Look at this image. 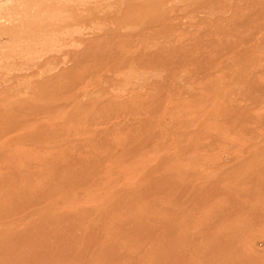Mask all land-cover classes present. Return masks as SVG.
I'll return each mask as SVG.
<instances>
[{"label":"rangeland","instance_id":"obj_1","mask_svg":"<svg viewBox=\"0 0 264 264\" xmlns=\"http://www.w3.org/2000/svg\"><path fill=\"white\" fill-rule=\"evenodd\" d=\"M1 1L0 18L6 8L10 7L14 18L8 19L9 21L3 18V23L0 20V32L3 33L0 48V82L3 84L4 79L7 84L0 85V92L8 90V86L13 89V83L20 82V102L32 103L29 107L35 103L30 100L32 91L27 89L31 90L30 88L46 79H56L57 69L63 68V71L71 63L85 60L84 46L96 34L112 33L119 25L123 26L119 27L118 36L111 34L107 39L97 38L98 42L90 49H97L96 53L100 52V55L96 56L99 58L98 62L103 61L100 66L86 68L87 73H83V77L76 81L77 86L67 87L68 90L62 88L64 92L55 89L52 105L54 112L52 111L51 117L55 119L51 120V125L49 123L47 128L51 134L45 139L42 136L44 134H41V139L39 138L44 140L39 141L41 143L49 139L48 147L42 144V148H38L37 143H33L34 146L17 151L6 147V143L3 144V158H0V162L3 159V164L0 163V166H3V203H7L3 204L0 218L2 222L8 223H5L7 226L0 225V264H100L103 260L106 264H195L198 259L203 261L202 264H216L214 260L220 259L223 252L211 251L207 239L213 238V231L206 230L199 234L196 232L193 226L195 220L189 221V215L182 212L186 205H181L179 190L180 185L188 179L183 177L184 174L187 173L188 176L192 170L203 172L207 169L210 173L208 176L213 175L212 171L216 170L221 175L222 169H235L249 157L254 159L256 155H263L264 158V1L250 0L253 5H249L248 0H175L179 1L176 6L177 12L180 11L167 18L173 23H168L167 26L165 21V32L159 27L154 28V32L128 26L134 24L139 15L130 10L136 8V4H140L142 0ZM168 1L164 5V12L170 7ZM170 4L169 9H172L173 3ZM198 4L209 7L201 9ZM91 7L95 12L91 11ZM241 7L244 9H240ZM33 11L38 12V17ZM92 12L98 19L94 15L91 16L93 19L90 18L89 14ZM55 13L67 16L62 20V23H68L63 32L57 33L54 31L56 27L50 25L49 18L57 16ZM23 14H26L24 18ZM39 17L40 27L37 26ZM83 18L87 19L84 21ZM29 21L34 24L36 31H39L36 34L42 37L46 46L39 44L36 36L31 39V36L17 39L18 34L24 36L25 32L32 29L24 28ZM59 21L57 20V24ZM176 24H180L176 32L169 29ZM7 28L8 33L5 32ZM121 29L124 32H120ZM258 33H261L260 36ZM80 37H83L82 40ZM69 50H74L75 55ZM69 53L73 56H69ZM9 54L14 58L17 67H3L2 58ZM100 56L103 59H100ZM93 59L87 58L86 61L91 65ZM41 62L46 64L45 71L40 69ZM91 68V71L95 70L94 73L90 71ZM38 72L40 74H37ZM33 83L35 85L30 87ZM52 97L48 96V99ZM51 101L46 103L49 105ZM46 103L44 107L43 104L40 106L36 103L31 107L33 111L30 108V113L26 114L27 118L24 120L30 119L29 122L35 125L37 122L39 126H45L47 116H50ZM35 107L46 108L47 116L42 117L39 109L34 110ZM76 111L78 112L75 113ZM36 117L38 120L34 119ZM6 136L0 139V142L11 140L9 135ZM41 151L43 155L41 153L39 156ZM236 153L239 158H236ZM50 155L56 158H51ZM42 156L48 157L49 160ZM58 156L61 157L57 158ZM191 176L190 174L188 177ZM23 177L28 183H23ZM27 177L30 180L26 179ZM193 182L189 181L190 184ZM217 184L219 183L215 182L214 186ZM262 190L264 191V181ZM262 196L256 197L260 201L251 207L254 211L249 213L255 214L248 216L247 225L230 231L236 240L233 248L244 255L249 251L264 252V195ZM256 198L254 197L253 201ZM198 201L199 199L191 202L190 211L196 207L193 204L200 203ZM174 212L179 213L176 215ZM172 214L176 215V220H173ZM183 214L182 219L180 217ZM29 215L33 216L32 219ZM28 221L35 222L33 225L41 222L40 225L43 226L40 229L33 227L28 230L30 235L20 234L26 239L19 237L17 233L29 224ZM185 221L192 223L188 225L190 231L187 234L190 236L180 233ZM162 222L164 223L161 224ZM165 223H173L176 229L173 225L168 227ZM5 234L9 235L10 239L5 237ZM12 236L18 246L11 241ZM202 236L207 238L204 242V238L200 239ZM183 239L195 240L196 246L192 243L189 251L180 248L179 258L177 241ZM5 248L12 250L9 251L13 253L12 257L8 258V254L4 252ZM173 250L176 251V256ZM3 253L11 261L6 263L8 259ZM256 255L258 254L254 256ZM261 257H264V254Z\"/></svg>","mask_w":264,"mask_h":264},{"label":"bare ground","instance_id":"obj_2","mask_svg":"<svg viewBox=\"0 0 264 264\" xmlns=\"http://www.w3.org/2000/svg\"><path fill=\"white\" fill-rule=\"evenodd\" d=\"M1 1V0H0ZM31 1V0H30ZM41 1H43V0H41ZM65 1V0H64ZM72 1V0H71ZM90 1V0H89ZM106 1V0H105ZM136 1V0H135ZM167 1L168 0H142V2L140 3V4H136V8H134V9H132V10H130L133 14H135L136 15V13H139V15L137 16V19H136V21H135V23L134 24H130V25H128V26H130V27H132V28H139L140 30H141V28H143V29H149V30H152V31H154V28L155 29H157L158 27L159 28H161V29H163L164 30V32H165V21L167 22V26H169L168 25V23L170 24V25H172V21L170 20V19H167L169 16H171V14H173V13H177L178 14V12L180 11H178L177 12V6L176 5H178V3H179V1H172V0H170V2L171 3H173L172 4V9H169L170 7H171V4H170V2H169V5H170V7H167V9L165 10V12L163 11L164 9H165V6L164 5H166L167 4ZM181 1V0H180ZM197 1H199V0H197ZM246 1V0H245ZM244 1V2H245ZM248 1H250V0H248ZM264 1V0H263ZM2 2V1H1ZM4 2V1H3ZM21 2V1H20ZM27 2H29V1H27ZM27 2H26V4H27ZM35 2V1H34ZM226 2V1H225ZM224 2V3H225ZM231 2H233V1H231ZM247 2V1H246ZM252 2H254V1H252ZM257 2H260V1H258L257 0ZM37 3V2H36ZM66 3V2H65ZM120 3V2H119ZM240 3V2H239ZM238 3V4H239ZM249 3V2H248ZM14 4V3H13ZM45 4H47V2H45ZM123 4V3H122ZM130 4V3H129ZM230 5L232 4V3H229ZM242 4V3H241ZM250 4H252L251 3V1H250V3H249V5ZM17 5H19V4H17ZM23 5V4H22ZM30 5H33V4H30ZM49 5V4H48ZM84 5V4H83ZM128 5V4H127ZM199 5V4H198ZM240 5V4H239ZM247 4H245V6H246ZM253 5V4H252ZM0 6H1V4H0ZM21 6V5H20ZM38 6V5H37ZM93 6V5H92ZM234 6V4H232V7ZM241 6V5H240ZM19 7V6H18ZM42 7V6H41ZM67 7V6H66ZM89 7V6H88ZM199 7L201 8V9H207L208 7H209V5L208 6H205V5H199ZM11 8L12 7H10V9H8V8H6L7 10L6 11H4V13H3V15H2V18H0V20L1 19H3V18H5L6 19V21L8 20V19H12V18H14V12L12 11L11 12ZM20 8V7H19ZM19 8H17V10L19 9ZM22 8V7H21ZM47 8H49V7H47ZM52 9V11H53V7H51ZM90 8V7H89ZM227 8H231V7H227ZM237 8V7H236ZM14 9V8H13ZM15 9H16V7H15ZM33 9H34V7H33ZM50 9V8H49ZM55 9V8H54ZM62 9V8H61ZM72 9V8H71ZM93 9H95L96 10V8H93ZM240 9H244V8H240ZM239 8H238V10H240ZM32 10V9H31ZM30 10V11H31ZM35 10V9H34ZM58 9H56V11H57ZM64 10V9H63ZM73 10V9H72ZM78 10V9H77ZM197 10V9H196ZM21 11V10H20ZM26 11V10H25ZM24 11V12H25ZM59 11V10H58ZM62 11V10H61ZM91 11H93L92 10V7H91ZM107 11V10H106ZM209 11H211L210 9H209ZM218 11V10H217ZM33 12H35V11H33ZM93 12H95V11H93ZM91 13V14H89V16H90V18H91V16H95L96 18L98 17L97 15H95L94 13ZM188 12V11H187ZM190 12V11H189ZM221 12V11H220ZM36 13V12H35ZM42 13V12H41ZM40 13V14H41ZM82 13V12H81ZM81 13H80V15H81ZM84 13H86V12H84ZM84 13L82 14V15H84ZM193 13V12H192ZM195 13V12H194ZM212 13V12H211ZM22 14V13H21ZM32 14H34V13H32ZM43 14V13H42ZM47 15L49 14V13H46ZM56 14V13H55ZM60 14V13H59ZM57 15V16H59V17H57V16H54V18L53 19H51V18H49V20H50V25L51 26H54V27H56L55 28V30L54 31H57V33L58 32H63L62 30H63V28H65V27H68V23L66 22V23H62V20L64 19V18H67V16L66 15ZM65 14H67V13H65ZM73 14V13H72ZM71 14V15H72ZM97 14V13H96ZM108 14V13H107ZM241 14V13H240ZM52 15V14H51ZM50 15V16H51ZM100 15H102V14H100ZM106 15V14H105ZM181 15V14H180ZM179 15V16H180ZM183 15V14H182ZM242 15V14H241ZM244 15H246V14H244ZM17 16V15H16ZM26 16V14H23V17L22 18H24ZM36 16L38 17V12L36 13ZM79 16V15H78ZM77 16V17H78ZM103 16V15H102ZM176 16V15H175ZM40 17H41V15H40ZM39 17V25H37V26H39L40 27V21H41V18ZM72 17H74V15L72 16ZM87 17H88V15H87ZM181 17V16H180ZM208 17V16H207ZM75 18H76V16H75ZM112 18H113V15H112ZM171 18V17H170ZM257 18V17H256ZM15 19H16V17H15ZM48 19V18H47ZM46 19V20H47ZM69 19V18H68ZM84 19V18H83ZM83 19H82V21H83ZM85 19H87V18H85ZM85 19H84V21H85ZM89 19V18H88ZM91 19H93V18H91ZM98 19V18H97ZM107 19V18H106ZM125 19V18H124ZM123 19V20H124ZM186 19V18H185ZM190 19V18H189ZM4 20V19H3ZM18 20V19H17ZM17 20H15V22L17 21ZM57 20H60L59 21V24H57L58 22H57ZM76 20V19H75ZM111 20H113V19H111ZM120 20V19H119ZM122 20V19H121ZM122 20V21H123ZM176 20H178L179 21V19H177L176 18ZM187 20V19H186ZM9 21V20H8ZM13 21H14V19H13ZM12 21V22H13ZM28 21V20H27ZM83 21V22H84ZM92 21H94V20H92ZM92 21H90L91 23H92ZM97 20L95 19V22H96ZM228 21V20H227ZM1 22L3 23V21L1 20ZM46 22V21H45ZM77 22V21H76ZM105 22H107V20L105 21ZM112 22V21H111ZM180 22H182V21H180ZM189 22V21H188ZM191 22H192V20H191ZM212 22V21H211ZM214 22V21H213ZM1 23V24H2ZM14 23V22H13ZM18 23V22H17ZM23 23V22H22ZM49 23V22H48ZM80 23V22H79ZM86 23V22H85ZM99 23V22H98ZM76 24V23H75ZM101 24V23H100ZM108 24V23H107ZM111 24V23H110ZM129 24V23H128ZM175 24V23H174ZM183 24V23H182ZM15 25V24H14ZM13 25V26H14ZM31 27H30V26ZM50 25H49V28H50ZM62 25V26H61ZM77 25V24H76ZM85 25V24H84ZM87 25H90V24H87ZM106 25V24H105ZM180 25V24H179ZM178 24H176V25H174L173 26V28H170L169 27V29L171 30H174L175 32L177 31V28H178V26H179ZM195 25V24H194ZM251 25V24H250ZM1 26V25H0ZM3 26V25H2ZM6 26V25H5ZM12 26V25H11ZM72 26H74V24L72 25ZM104 26V25H103ZM120 26H123V25H119V27ZM241 26V25H240ZM245 26V25H244ZM253 26H255V25H253ZM47 27V26H46ZM45 27V28H46ZM76 27V26H75ZM84 27V26H83ZM85 27H88V26H85ZM101 27V26H100ZM119 27H117L112 33H108V34H99V32H98V34L99 35H97L96 33V35L95 36H93L91 39H90V41H88L86 44H85V46H84V53H86L85 54V56H86V59L85 60H82V61H78V62H73V63H71V65L69 66V67H67V69H65L64 68V70L63 71H61V70H59V69H57V71H56V73H55V77H57L56 79H53L52 77V79H46V80H44V81H42V80H40V81H42V82H40V83H38V84H34L33 83V85L31 84V86L30 87H32V86H34V87H32V88H30L31 90H28L27 89V91H32L31 92V98L32 99H30L31 101L33 100L34 102L33 103H38L39 105L41 104H43V106L42 107H44L45 106V104L44 103H46L48 100H52L51 102H50V104L48 105L47 103V105H48V107H47V109L49 108L50 109V116L48 117L47 116V111L48 110H45L46 108H42V109H39V107L41 106H39L38 107V109H36L37 107H35L34 108V110L36 109V110H38V111H40V115L42 116V117H46L47 116V122H46V125L45 126H39V124L36 122V124L37 125H35V124H33L32 122H29V120L28 121H25L24 120V118H27L26 117V114H28V113H30V108L32 107L33 108V106L35 105V104H33V106H31V107H29L28 105L30 104H32V103H27V102H20V99H19V95L22 93L21 91H22V88L19 86V83L18 82H15V83H13V85H12V88L13 89H11V88H8L7 87V89L8 90H2L3 92H0V139H3V137L4 136H6V135H9L10 136V138H11V140H9L8 142H7V140L6 141H1L0 142V158H3V144L4 143H6L5 145H6V147H9V148H13V149H17V151H19V149H20V151H21V149L22 148H27L28 146H29V148H30V146L32 145V146H34L33 145V143H37V146H38V148H42V144H43V146L45 145L46 147H48L49 145H50V140L49 139H46L45 140V142H46V144H45V142L44 143H41V142H43L44 140H39V138H40V136H41V134H44V135H42L43 136V139H45L46 137H49L48 135L49 134H51V132L50 131H48V125H49V123L51 122V120L52 119H55V118H52L51 119V117H52V111H53V102H54V95H55V89L56 88H58V89H61L62 90V88H66L67 90H68V88L67 87H74L75 85H76V81H78L81 77H83L82 76V74L83 73H87V71H86V68L88 69L89 67H91V66H97V65H101V63L103 62H101L100 63V60H99V62H98V57H96V56H99L100 55V52L99 53H96V51L98 52V50L96 49V51L95 50H90L93 46H94V44L95 43H97L98 41H96L97 40V38H99L100 40L101 39H103V38H105V39H107V37L109 36V35H111V34H115V35H117V33L119 32ZM183 27V26H182ZM261 27V26H260ZM3 28V27H2ZM1 28V29H2ZM10 28V27H9ZM22 28V27H21ZM24 28H32V29H34V30H29L28 32H25V34H24V36H22V35H20V34H18V37H17V39H20V38H26V36H31L30 37V39L33 37V38H35V36L36 37H38V40L40 41L39 42V44H41V45H43V46H46L45 44H44V42H43V39H42V37L41 36H38L37 34L39 33V31L37 30L36 31V28H35V26H34V24L33 23H30V21H29V23H27V25H26V27H24ZM44 28V27H43ZM77 28V27H76ZM79 28V27H78ZM115 28V27H114ZM128 28V27H127ZM131 28V29H132ZM175 28V29H174ZM239 28V27H238ZM6 29V28H5ZM14 29V28H13ZM52 29V28H51ZM85 29H87V28H85ZM105 29V28H104ZM240 29V28H239ZM238 29V30H239ZM261 29V28H260ZM17 30V29H16ZM25 30V29H24ZM50 30V29H49ZM82 30V29H81ZM97 30V29H96ZM100 31H102L101 29H99ZM98 30V31H99ZM243 30V29H242ZM262 30V29H261ZM15 31V30H14ZM35 31V32H34ZM179 31H180V27H179ZM244 31V30H243ZM5 32H9V30H8V28H7V30L5 31ZM43 32V31H42ZM46 32H47V30H46ZM84 32V31H83ZM82 32V33H83ZM107 32V31H106ZM120 32H124V31H122V29H121V31ZM128 32V31H127ZM155 32V31H154ZM163 32V33H164ZM10 33H11V31H10ZM37 33V34H36ZM50 33V32H49ZM88 33V32H87ZM141 33H142V31H141ZM259 34V33H258ZM261 34V33H260ZM260 34H259V36H260ZM2 35H3V33H1L0 32V48H1V43H2V41H1V38H3L2 37ZM50 35V34H49ZM49 35H48V37H49ZM56 35V34H55ZM180 35L181 36H183L182 35V33H180ZM186 35V34H185ZM47 36V35H46ZM77 36V35H76ZM112 36H114V35H112ZM118 36V35H117ZM117 36H115V37H117ZM87 38H88V36H86ZM187 37V36H186ZM248 37V36H247ZM261 37H262V35H261ZM8 38H9V36H8ZM12 39H15L14 37H11ZM69 38V37H68ZM72 38V37H71ZM82 38L83 37H80V39L82 40ZM167 38V37H166ZM192 38V37H191ZM5 39H7V38H5ZM37 39V38H36ZM58 39H59V37H58ZM61 39H63V38H61ZM49 40V39H48ZM51 40V39H50ZM56 40V39H55ZM26 41H27V39H26ZM32 41V40H31ZM53 41V40H52ZM52 41H50V42H52ZM67 41H69L68 39H67ZM66 41V42H67ZM169 41V40H168ZM36 42V41H35ZM48 42V41H47ZM71 42V41H70ZM14 43V42H13ZM26 43V42H25ZM38 43V42H37ZM60 43V42H59ZM6 44V43H5ZM9 44H11V42L9 43ZM23 44V43H22ZM32 44V43H31ZM36 44V43H35ZM48 44V43H47ZM61 44V43H60ZM63 44V43H62ZM73 44V43H72ZM7 45V44H6ZM29 45V44H28ZM37 45V44H36ZM56 45V44H55ZM81 45V44H80ZM102 45V44H101ZM10 46V45H9ZM19 46V45H18ZM39 46V45H38ZM63 46V45H62ZM81 46H83V45H81ZM4 47V46H3ZM26 47H27V45H26ZM64 48V47H63ZM66 48V47H65ZM97 48V47H96ZM4 49V48H3ZM48 49V48H47ZM56 49H57V47H56ZM73 49V48H72ZM159 49V48H158ZM149 50H151L150 48H149ZM10 51H12L13 52V50H10ZM9 51V52H10ZM26 51V50H25ZM24 51V52H25ZM69 51H72V50H69ZM74 51V50H73ZM73 51H72V54H74L73 53ZM90 51H95V52H90ZM106 51V50H105ZM23 52V51H22ZM45 53H47L46 52V50L44 51ZM88 52H90V53H88ZM4 53H6V52H4ZM14 53H16V52H14ZM27 53V52H26ZM32 53V52H31ZM31 53L29 54L30 56H31ZM35 53H37V51H35ZM64 53V52H63ZM67 53H68V51H67ZM7 54H8V52H7ZM24 54V53H23ZM41 54H42V52H41ZM70 54V53H69ZM16 55V54H15ZM19 55V54H18ZM26 55V54H25ZM34 55V54H33ZM37 55V54H36ZM47 55V54H46ZM75 55V54H74ZM14 56V55H13ZM51 56V55H50ZM55 56V55H54ZM58 56V55H57ZM69 56H73V55H69ZM28 57V56H27ZM39 57V56H38ZM46 57V56H45ZM76 57V56H75ZM31 58V57H30ZM29 58V59H30ZM35 58V57H34ZM34 58H32V59H34ZM44 58V57H43ZM80 58V57H79ZM82 58V57H81ZM87 58H94L92 61H91V65H89V63L86 61L87 60ZM18 59V58H17ZM20 60L22 59V58H19ZM26 59V58H25ZM36 59V58H35ZM47 59V58H46ZM46 59H44V61H46ZM52 58H50V60H51ZM54 59V58H53ZM52 59V60H53ZM57 58H55V60H56ZM68 59V58H67ZM76 59V58H75ZM100 59H103V58H101V56H100ZM91 59H89V61H90ZM36 61V60H35ZM105 61V60H104ZM16 62V61H15ZM20 62V61H19ZM23 62V61H22ZM58 62V61H57ZM42 63V62H41ZM54 63V62H53ZM52 63V64H53ZM108 63V62H107ZM20 64V63H19ZM27 64V63H26ZM31 64V63H30ZM38 64V63H37ZM1 65V64H0ZM2 65H3V67L4 68H8V67H12V66H16V64H14V58L12 57V56H10V54L9 55H5V56H3V58H2ZM22 65V64H21ZM20 65V66H21ZM45 63H42V64H40L39 66H40V69H45ZM50 65H51V63H50ZM56 65V64H55ZM54 65V66H55ZM104 65V64H103ZM108 65V64H107ZM33 66H34V64H33ZM105 66V65H104ZM17 67V66H16ZM24 67V66H23ZM22 67V68H23ZM35 67V66H34ZM110 67L111 68H113L111 65H110ZM110 67H109V69H110ZM25 68H26V66H25ZM24 68V69H25ZM30 68V67H29ZM29 68H27V69H29ZM38 68V67H37ZM99 69H100V67H98ZM97 68V69H98ZM102 68V67H101ZM17 69V68H16ZM31 69V68H30ZM39 69V68H38ZM55 69V68H54ZM93 68H91L90 69V71L92 70ZM42 70V71H43ZM53 70V69H52ZM21 71V70H20ZM31 71V70H30ZM29 71V72H30ZM34 71V70H33ZM45 71V70H44ZM94 71L95 70H93V71H91V72H93L94 73ZM9 72V71H8ZM32 72V71H31ZM36 72V71H35ZM52 72V71H51ZM23 73H25V72H23ZM23 73H21V74H23ZM26 73H28V72H26ZM34 73V72H33ZM44 72H42V74H43ZM18 74V73H17ZM29 75H30V73H28ZM37 74H40V72H38ZM46 74V73H45ZM44 74V75H45ZM95 74H96V72H95ZM26 75V74H25ZM28 75V76H29ZM33 75V74H32ZM43 75V76H44ZM23 76V75H22ZM42 76V77H43ZM49 76H51L50 74H49ZM48 76V77H49ZM95 76V75H94ZM97 76V75H96ZM7 77V76H6ZM31 77V76H30ZM47 77V78H48ZM54 77V76H53ZM23 78V77H22ZM34 78V77H33ZM37 78V77H36ZM1 79V78H0ZM6 79H8V78H6ZM19 79V78H18ZM23 79H25V78H23ZM32 79V78H31ZM10 80V79H9ZM33 80V79H32ZM18 81V80H17ZM37 81V80H36ZM90 81V83H91V80H89ZM29 82V81H28ZM32 82V81H31ZM22 83V82H21ZM3 84H5V85H7L5 82H4V79H3ZM3 84H1V82H0V85L2 86ZM89 84V83H88ZM85 85H86V83H85ZM63 86V87H62ZM77 86V85H76ZM80 86V85H79ZM23 87V86H22ZM2 89V88H1ZM4 89V88H3ZM72 90V89H71ZM70 90V91H71ZM80 90V89H79ZM63 91V90H62ZM69 91V93H72V92H70ZM64 92V91H63ZM62 92V93H63ZM58 93H59V91H58ZM75 94V93H74ZM74 94H71V95H74ZM63 95V94H62ZM69 95V94H68ZM76 95V94H75ZM83 95V94H82ZM48 96H53L52 98H50V99H48ZM61 96V95H60ZM69 97H70V95H69ZM77 97V96H76ZM29 98V97H28ZM63 98V97H62ZM74 98V97H73ZM25 100H27V98H25ZM75 100V99H74ZM111 101V100H110ZM30 102V101H29ZM64 102V101H63ZM68 105V104H67ZM80 106V105H79ZM72 107H74V106H72ZM71 107V108H72ZM77 107V106H76ZM81 107V106H80ZM31 108V109H32ZM71 108H69V110H71ZM59 109V108H58ZM74 109V108H73ZM81 109H83V108H81ZM76 110V109H75ZM32 111H33V109H32ZM64 111V110H63ZM54 112V111H53ZM61 112V111H60ZM65 112V111H64ZM64 112H62V113H64ZM72 112H73V110H72ZM78 111H76L75 113H77ZM36 113V112H35ZM34 113V114H35ZM38 113V112H37ZM66 113V112H65ZM61 114V113H60ZM198 114V113H197ZM30 116V115H29ZM28 116V117H29ZM33 116V115H32ZM38 116V115H37ZM73 116H74V113H73ZM72 116V117H73ZM79 116V115H78ZM58 117H60V116H58ZM64 117V116H63ZM69 117H71V116H69ZM30 118V117H29ZM62 118V117H61ZM65 118V117H64ZM68 118V117H67ZM67 118H65V119H67ZM74 118V117H73ZM72 118V119H73ZM34 119H37V117L36 118H34ZM38 120V119H37ZM64 120V119H63ZM69 120V119H68ZM67 120V121H68ZM45 121V120H44ZM59 121H61V120H59ZM66 121V122H67ZM35 122V121H34ZM65 123V122H64ZM69 123H70V121H69ZM2 124H4V125H6V126H1ZM59 124V123H58ZM65 124H67V123H65ZM209 124V123H208ZM243 124V123H242ZM50 125H51V123H50ZM63 125V124H62ZM56 126V125H55ZM57 127V126H56ZM59 127V126H58ZM206 128V127H205ZM54 130H56V129H54ZM59 130V129H58ZM242 130V129H241ZM205 131V130H204ZM46 133V134H45ZM8 136H6V138H7ZM202 137V136H201ZM9 138V137H8ZM54 138V137H53ZM41 139V138H40ZM53 140H55V139H53ZM39 141H41V142H39ZM196 141V140H195ZM17 144H20V146H18ZM51 144L53 145V143L51 142ZM192 144V143H191ZM196 144V143H195ZM212 144V143H211ZM48 145V146H47ZM55 146V145H54ZM36 147V146H35ZM45 147V148H46ZM44 148V149H45ZM208 148V147H207ZM125 149V148H124ZM127 149V148H126ZM40 150V149H39ZM209 150V149H208ZM255 150V149H254ZM262 150H263V148H262ZM23 151V150H22ZM43 151V150H42ZM42 151L40 152V154H39V156L41 155V153H42ZM54 151V154H55V151H56V149L55 150H53ZM195 151V150H194ZM31 152V151H30ZM49 153V152H48ZM45 154V153H44ZM50 154V153H49ZM48 154V155H49ZM60 154H62V151L60 152ZM256 154V153H255ZM42 155H43V153H42ZM46 155V154H45ZM66 155V154H65ZM67 155H69V154H67ZM148 155V154H147ZM34 156V155H33ZM38 156V157H39ZM51 156V155H50ZM62 157H63V155H61ZM61 156H58L57 158H59V157H61ZM126 156V155H125ZM144 156V155H143ZM53 156H51V158H52ZM55 157V156H54ZM53 157V158H54ZM240 157V156H239ZM238 157V155H237V153H236V158H239ZM41 158V157H40ZM42 158H44L43 156H42ZM48 158V157H47ZM46 157L44 158L45 160L47 159ZM50 158V157H49ZM56 158V157H55ZM206 158V157H205ZM72 159V158H71ZM70 159V160H71ZM47 160H49V159H47ZM65 160H67V158L65 159ZM88 160V159H87ZM2 161H3V159H2ZM0 162L1 164H3V162ZM41 161V160H40ZM44 161V160H43ZM43 161H42V163H43ZM240 161H243V160H240ZM45 162V161H44ZM47 163H48V161H46ZM50 163H51V160L49 161ZM36 163H37V161H36ZM211 163V162H210ZM241 163H243V164H241ZM240 164L241 165H239L237 168H233L234 169V171H232V170H230L229 171V169L227 168V169H222L223 170V172L221 173V175H219V173H218V171H216V170H214V171H212L213 172V175H211V176H208L210 173L209 172H207V169L205 170V171H199L198 169L197 170H192V172H190V174L192 175L191 176V178H189L188 176L190 175V174H188V176H186L187 175V173H185L184 174V176L183 177H186V178H188V179H186L185 180V182H184V184L182 185H180L181 186V189L179 190L180 192H179V195H180V202L182 201V204L181 205H186L185 206V208H183V210H182V212L184 213L185 212V215L187 214V215H189L188 217L189 218H187L189 221H194V224H193V226H194V228H196V232L199 234V233H203L204 231H213L212 232V235H213V238H205L206 236H202V238H200L201 240L204 238V240H203V242L205 241V239H207V240H209V242H210V247H211V251L212 252H218L219 250H221L222 252H223V255H222V257L220 258V259H217V260H214L215 261V263L216 264H264V257H261V255L262 254H264V252H261V251H249L248 253H246L245 255H244V253L243 252H240L239 250H235L234 248H233V244L236 242V240L234 239V237H233V235H232V233L231 232H233L234 230H237L238 228H241V227H244V226H246L247 225V219H248V216L250 215V217H252V216H254L253 214H255V213H253V214H251V213H249V212H252V211H254L251 207H254V205L257 203L258 204V202L260 201V200H258L256 197H261L262 195H264L263 193H264V191L262 190V182L264 181V158H263V155H261V156H259V155H256L255 157H254V159L253 158H251V157H249V159L247 158V160H245V161H243V162H241ZM38 164V163H37ZM39 164H40V162H39ZM38 164V165H39ZM96 164V163H95ZM202 164H205V163H202ZM34 165H35V163H34ZM50 165V164H49ZM176 165V164H175ZM208 165H210V164H208ZM43 166V165H42ZM44 166H46V165H44ZM98 166V165H97ZM200 166V165H199ZM218 167V166H217ZM221 167V166H220ZM224 167V166H223ZM40 168H42V167H40ZM87 168V167H86ZM201 168V167H200ZM203 168V167H202ZM207 168H209V166L207 167ZM213 168V167H212ZM82 169V168H81ZM220 169V168H219ZM201 170V169H200ZM89 171V170H88ZM146 171V170H145ZM150 171V170H149ZM209 171V170H208ZM104 173V172H103ZM148 173V172H147ZM218 173V174H217ZM37 174V173H36ZM145 174V173H144ZM147 175V174H146ZM159 175V174H158ZM165 175V174H164ZM19 176H22V175H19ZM18 176V177H19ZM83 176H85V175H83ZM88 176V175H87ZM38 177V176H37ZM149 177H151L150 175H149ZM24 178V177H23ZM20 180H21V178H19ZM26 179H29L28 177L26 178ZM74 179H76V178H74ZM202 179V180H201ZM216 179V180H215ZM16 180H18L17 178H16ZM24 180H25V178H24ZM30 180V179H29ZM28 180V181H29ZM182 180V179H181ZM190 180H193L194 182L192 183V184H190L189 183V181ZM229 180V181H228ZM23 181V180H22ZM27 180H25L23 183H28V182H26ZM76 181V180H75ZM90 181V180H89ZM168 181H170V180H168ZM225 181H227V182H225ZM155 182V181H154ZM159 182V181H158ZM215 182H217V183H219V184H217V185H215L214 186V183ZM222 182H223V184H222ZM156 183V182H155ZM180 183H182V182H180ZM221 183V184H220ZM11 184V183H10ZM71 184V183H70ZM152 184V183H151ZM168 185H169V183H167ZM177 184V183H176ZM60 185V184H59ZM95 185V184H94ZM209 185H211V186H209ZM15 186V185H14ZM163 186V185H162ZM170 186V185H169ZM203 188H202V187ZM209 186V187H208ZM25 187V186H24ZM75 187V186H74ZM149 187V186H148ZM151 187V186H150ZM166 187V186H165ZM72 188V187H71ZM75 188H77V187H75ZM161 188H163V187H161ZM25 189V188H24ZM28 189V188H27ZM53 189V188H52ZM151 189V188H150ZM81 190V189H80ZM120 191V190H119ZM154 191V190H153ZM163 191V190H162ZM162 191H159V192H161L162 193ZM76 192V191H75ZM81 192V191H80ZM115 192V191H114ZM114 192H113V195H114ZM166 192V191H165ZM120 193V192H119ZM121 193H122V191H121ZM177 193V192H176ZM20 194V193H19ZM118 194V193H117ZM133 194V193H132ZM154 194V193H153ZM168 194H169V192H168ZM250 194H252L251 196H250ZM116 195V194H115ZM163 195V194H162ZM117 196V195H116ZM164 196V195H163ZM175 196V195H174ZM178 196V195H177ZM7 197V196H6ZM5 197V200H7V198ZM165 197V196H164ZM200 197H201V199H200ZM254 197L256 198L255 200H257V201H253V199H254ZM263 197V196H262ZM192 198V199H191ZM197 199H199V201H198V203L199 204H193V205H196V207L195 208H191V211L189 210V208L191 207L190 205H192V203H193V201H195V200H197ZM261 199V198H260ZM15 200V199H14ZM11 201H13V199L12 200H10V202ZM263 201H264V198H263ZM162 202V201H161ZM187 202V203H186ZM192 202V203H191ZM5 203H7V202H5L4 201V203H3V166H0V214H2L3 213V204H5ZM173 203H175V202H173ZM262 203H264V202H262ZM10 204V203H9ZM146 204V203H145ZM161 204V203H160ZM256 204V205H257ZM6 205V204H5ZM8 205V204H7ZM55 205V204H54ZM198 205V206H197ZM158 206V205H157ZM12 207V206H11ZM36 207V206H35ZM102 207V206H101ZM170 207V206H169ZM261 207V206H260ZM263 207V210H264V205L262 206ZM154 208V207H153ZM166 208H168V207H166ZM180 209H181V207H180ZM169 210V209H168ZM167 210V211H168ZM185 210H187V211H185ZM258 210V209H257ZM19 211V210H18ZM48 211V210H47ZM171 211V210H170ZM169 211V212H170ZM42 212V211H41ZM44 212V211H43ZM93 212V211H92ZM187 212V213H186ZM20 213V212H19ZM175 213V212H174ZM179 213V212H178ZM177 213V214H178ZM47 214V213H46ZM176 214V213H175ZM176 214V215H177ZM21 215H23V214H21ZM33 215V214H32ZM32 215H29L30 217L32 216ZM173 215V214H172ZM176 215H173V217L174 216H176ZM7 216V215H6ZM28 216V218L30 219V217ZM39 216V215H38ZM50 216V215H49ZM89 216H90V214H89ZM180 216V215H179ZM184 216V214L182 215V217H180V218H184L183 217ZM33 217V216H32ZM32 217H31V219H32ZM37 217V216H36ZM172 217V216H171ZM186 217V216H185ZM24 218H26V217H24ZM44 218H45V216H44ZM263 218V217H262ZM1 219V221H0V223L2 222V218H0ZM12 219V218H11ZM23 219V218H22ZM21 219V220H22ZM27 219V218H26ZM28 219V220H29ZM30 219V220H31ZM34 219V218H33ZM124 219V218H123ZM122 219V220H123ZM13 220V219H12ZM18 220H19V218H18ZM90 220V219H89ZM167 220V219H166ZM169 220H171V219H169ZM173 220H176L175 219V217H174V219ZM180 220V219H179ZM184 220H186V218L184 219ZM253 220V219H252ZM260 220V219H259ZM5 221H7V218L5 219ZM26 221V220H25ZM118 221V220H117ZM121 221V220H120ZM156 221V220H155ZM158 221V220H157ZM168 221V220H167ZM12 222H14V220L12 221ZM19 222V221H18ZM29 222V221H28ZM27 222V223H28ZM37 222V221H36ZM43 222H45L44 220H43ZM170 222V221H169ZM178 222V221H177ZM180 222H181V220H180ZM5 223H8V221L7 222H2L0 225H2V224H4L5 225ZM16 223V222H15ZM14 223V224H15ZM33 223H35V222H32L31 221V223L29 222V224H25L26 226L23 228V230L22 231H19L18 233H17V235L20 237L22 234H24V236L25 235H30L29 234V232H28V230H30L31 228H33V227H35L36 229H40L42 226L40 225V223L41 222H39V223H36V224H34L33 225ZM132 223H134V222H132ZM164 222H162L161 224H163ZM174 223V222H173ZM173 223L172 224H168V223H165V224H168V227L169 226H171V225H173ZM183 223V222H182ZM19 224H20V222H19ZM128 225H129V223H127ZM159 224H160V222H159ZM164 224V225H165ZM176 224V223H175ZM9 225V224H8ZM17 225V224H16ZM163 225V226H164ZM188 225H192V223L191 222H189V223H187L186 221H185V224H182V227H181V232L180 233H188L189 231H190V228L188 227ZM5 226H7V225H5ZM14 226V225H13ZM138 226V225H137ZM162 226V227H163ZM174 226V225H173ZM218 226V227H217ZM251 226H252V224H251ZM1 227H3V226H1ZM86 227V226H85ZM90 227V226H89ZM116 227V226H115ZM134 227V226H133ZM140 227V226H139ZM142 227V226H141ZM140 227V228H141ZM161 227V226H160ZM19 228V227H18ZM146 228V227H145ZM163 228H166V226L165 227H163ZM174 228H175V226H174ZM7 229H9V228H7ZM6 229V230H7ZM162 229V228H161ZM176 229V228H175ZM193 229V228H192ZM147 230V229H146ZM167 230V229H166ZM170 230V229H169ZM168 230V231H169ZM180 230V229H179ZM244 230V229H243ZM33 231H34V229H33ZM133 231V230H132ZM147 231H149V230H147ZM164 231V230H163ZM231 231V232H230ZM2 232V231H1ZM21 232V233H20ZM135 232V231H134ZM146 232V231H145ZM144 232V233H145ZM228 232L230 233V234H228ZM3 233V232H2ZM1 233V234H2ZM157 233V232H156ZM161 233H162V231H161ZM165 233V232H164ZM173 233V232H172ZM171 233V234H172ZM8 234L10 235V233L8 232ZM21 234V235H20ZM85 234V233H84ZM9 235H7V234H5V237H7V238H9ZM181 235V234H180ZM189 234H187L186 236H188ZM135 236H136V234H135ZM168 236V235H167ZM171 237H172V235H170ZM174 236V235H173ZM190 236V235H189ZM193 236V235H192ZM4 237V239H6ZM11 237V236H10ZM22 237V236H21ZM155 237V236H154ZM156 237H157V235H156ZM179 237H181V236H179ZM199 237H201V236H199ZM16 238V237H15ZM22 238H25L26 239V237H22ZM168 238H170V237H168ZM10 239V238H9ZM24 239V240H25ZM45 239V238H44ZM144 239V238H143ZM161 240H162V238H160ZM159 239V240H160ZM194 239V238H193ZM6 240H8V239H6ZM190 239H188V241H187V239H186V241H185V239H183V240H178L177 241V249H178V252H177V255H178V257L180 258V248L182 249V250H188L189 248H192V243L195 245V240H190ZM206 240V241H207ZM11 241H13L14 242V244H15V246H18V245H16V242L14 241V239H13V236H12V238H11ZM10 241V242H11ZM18 241V240H17ZM20 241V240H19ZM170 241V240H169ZM172 241H174V240H172ZM200 241V240H199ZM22 242V241H21ZM31 242V241H30ZM7 243V242H6ZM5 243V244H6ZM161 244V243H160ZM166 244V243H165ZM173 244L175 245L176 243H174L173 242ZM202 244V243H201ZM7 246V245H6ZM21 246V245H20ZM196 246V245H195ZM8 247V246H7ZM13 247V246H12ZM33 247V246H32ZM81 247V246H80ZM119 247V246H118ZM121 247V246H120ZM175 247H176V245H175ZM175 247H172V248H175ZM199 247V246H198ZM200 247H201V245H200ZM9 248H10V246H9ZM41 248V247H40ZM142 248V247H141ZM154 248H156V246H154ZM206 248H207V246H206ZM243 248V247H242ZM241 248V249H242ZM6 250L4 251L5 253H7L8 254V258H10V257H12V255H13V253H10V252H12V250L11 249H8V248H5ZM144 249V248H143ZM177 249H176V251H177ZM197 249V248H196ZM208 249V248H207ZM17 250V249H16ZM159 250V249H158ZM10 251V252H9ZM104 251H105V249H104ZM162 251V250H161ZM167 251V250H166ZM174 251V250H173ZM176 251H174V255L176 256ZM189 251V250H188ZM195 251V250H194ZM201 251H203V250H201ZM158 252V251H157ZM183 252V251H182ZM209 252V251H208ZM256 252V253H255ZM49 253V252H48ZM73 253V252H72ZM81 253V252H80ZM105 253L107 254V252L105 251ZM151 253V252H150ZM166 253V252H165ZM193 253V252H192ZM196 253V252H195ZM4 254V253H3ZM47 254V253H46ZM84 254V253H83ZM97 254V253H96ZM138 254V253H137ZM161 254V253H160ZM160 254H158L159 256H163V255H160ZM184 254H186V252L184 253ZM190 254V253H189ZM255 254H258V255H256V256H254ZM2 255V254H1ZM49 255V254H48ZM65 255V254H64ZM75 255V254H74ZM201 255V254H200ZM199 255V256H200ZM215 255V254H214ZM3 256H6L5 254L3 255ZM50 256V255H49ZM77 256H78V253H77ZM76 255H75V258L76 259H78V257H77ZM142 256V255H141ZM148 256V255H147ZM150 256V255H149ZM173 256V255H172ZM191 256H193V255H191ZM197 256V255H196ZM196 256H194V257H196ZM216 256H218V255H216ZM65 257V256H64ZM84 257V256H83ZM96 257V256H95ZM105 257V256H104ZM109 257V256H108ZM201 257H202V255H201ZM7 258V256H6V259H8ZM66 258V257H65ZM75 258H73V259H75ZM82 258V257H81ZM163 258V257H162ZM167 258V257H166ZM175 258V257H174ZM185 258V257H184ZM5 259V258H4ZM67 259V258H66ZM66 259H65V261H66ZM85 259V258H84ZM98 259V258H97ZM96 259V260H97ZM156 259V258H155ZM171 259H173V258H171ZM188 259V258H187ZM3 260V259H2ZM100 260V259H99ZM102 260V259H101ZM168 260H170V258L168 257ZM9 261H11L10 259H8L7 260V262L6 263H8ZM28 261V260H27ZM64 261V262H65ZM73 261V260H72ZM88 261H89V259H88ZM104 261V260H103ZM101 262V263H105V262ZM158 261V260H157ZM198 261H200V263L198 262ZM212 261V260H211ZM3 262V261H2ZM13 262V261H12ZM12 262H10V263H12ZM30 262V261H29ZM34 262V261H33ZM45 262V261H44ZM75 262V261H74ZM76 262H77V260H76ZM100 262V261H99ZM189 262V261H188ZM190 262H192V260H190ZM207 262V261H206ZM17 263V262H16ZM100 263V264H101ZM170 264V262H166V264ZM174 263V262H173ZM196 263L197 264H202L203 263V261H201V260H196ZM195 263V264H196ZM12 264H14V263H12ZM28 264V263H27ZM41 264V263H40ZM65 264H66V262H65ZM106 264V263H105ZM127 264H129V263H127ZM139 264V263H138ZM178 264V263H177ZM180 264V263H179Z\"/></svg>","mask_w":264,"mask_h":264}]
</instances>
